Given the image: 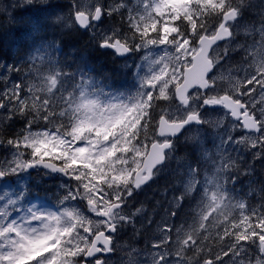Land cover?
<instances>
[{
	"label": "snow or ice",
	"instance_id": "obj_1",
	"mask_svg": "<svg viewBox=\"0 0 264 264\" xmlns=\"http://www.w3.org/2000/svg\"><path fill=\"white\" fill-rule=\"evenodd\" d=\"M7 7L0 264H264V0Z\"/></svg>",
	"mask_w": 264,
	"mask_h": 264
},
{
	"label": "rangeland",
	"instance_id": "obj_2",
	"mask_svg": "<svg viewBox=\"0 0 264 264\" xmlns=\"http://www.w3.org/2000/svg\"><path fill=\"white\" fill-rule=\"evenodd\" d=\"M11 3H12V0H0V14H1L0 15V19H1L0 22L3 23V21H4V23H5L6 20H4L5 19L4 17H6L7 12L4 11V9L7 8L8 11H11V9L7 7ZM2 18H3V20H2ZM50 183H52V182H50ZM153 187H155V185H153ZM53 190H55V189H53Z\"/></svg>",
	"mask_w": 264,
	"mask_h": 264
},
{
	"label": "trees",
	"instance_id": "obj_3",
	"mask_svg": "<svg viewBox=\"0 0 264 264\" xmlns=\"http://www.w3.org/2000/svg\"><path fill=\"white\" fill-rule=\"evenodd\" d=\"M4 18H5V17H4ZM0 23H1L0 25L4 24V23H2V22H0ZM138 199H143V196L138 197Z\"/></svg>",
	"mask_w": 264,
	"mask_h": 264
},
{
	"label": "bare ground",
	"instance_id": "obj_4",
	"mask_svg": "<svg viewBox=\"0 0 264 264\" xmlns=\"http://www.w3.org/2000/svg\"><path fill=\"white\" fill-rule=\"evenodd\" d=\"M1 15V14H0ZM1 20V19H0ZM2 20H3V18H2ZM5 20V19H4ZM6 22V21H5ZM3 23H4V21H3ZM1 24V23H0ZM259 174V173H258Z\"/></svg>",
	"mask_w": 264,
	"mask_h": 264
},
{
	"label": "flooded vegetation",
	"instance_id": "obj_5",
	"mask_svg": "<svg viewBox=\"0 0 264 264\" xmlns=\"http://www.w3.org/2000/svg\"><path fill=\"white\" fill-rule=\"evenodd\" d=\"M259 175V174H258Z\"/></svg>",
	"mask_w": 264,
	"mask_h": 264
}]
</instances>
